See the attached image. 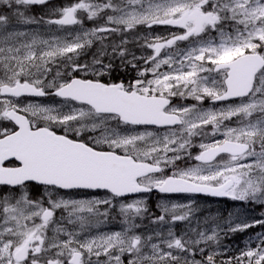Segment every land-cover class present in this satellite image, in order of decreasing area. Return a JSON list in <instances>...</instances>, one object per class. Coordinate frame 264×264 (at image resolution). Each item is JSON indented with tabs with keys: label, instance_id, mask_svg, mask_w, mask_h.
Masks as SVG:
<instances>
[{
	"label": "snow or ice",
	"instance_id": "snow-or-ice-1",
	"mask_svg": "<svg viewBox=\"0 0 264 264\" xmlns=\"http://www.w3.org/2000/svg\"><path fill=\"white\" fill-rule=\"evenodd\" d=\"M201 195L264 208V0H0V264H264Z\"/></svg>",
	"mask_w": 264,
	"mask_h": 264
},
{
	"label": "flooded vegetation",
	"instance_id": "flooded-vegetation-1",
	"mask_svg": "<svg viewBox=\"0 0 264 264\" xmlns=\"http://www.w3.org/2000/svg\"><path fill=\"white\" fill-rule=\"evenodd\" d=\"M132 75H134V74H132ZM132 75L130 73L127 78L130 79ZM45 99L50 100L48 98H44L42 100H45ZM152 196H155V198H161V195H159V194L151 195V197ZM164 197H168V196H164ZM172 197H180L184 201L191 198V197H186L183 195L172 196ZM195 199L197 200V203L201 206V209H211L213 214H215L217 209H219L221 212H224V214H227L228 211H232L233 205L235 204V202H232L230 200L220 199V198H212V197H204L202 195L196 196ZM252 206L257 210L261 209V207H259V206H256V205H252ZM152 208L155 209V206ZM254 212L257 213L256 211H254ZM207 214L208 213L206 211H202V212L197 214V218L202 221ZM249 214H251V213L249 212ZM259 214L260 213L253 214V215L258 216ZM184 227H185V224H183L182 229H184ZM234 240L235 239L229 240L230 244L234 245ZM239 241H241V240H239ZM239 241H237L236 244H240V246H242V242H239ZM225 244H227V243L225 242Z\"/></svg>",
	"mask_w": 264,
	"mask_h": 264
},
{
	"label": "rangeland",
	"instance_id": "rangeland-1",
	"mask_svg": "<svg viewBox=\"0 0 264 264\" xmlns=\"http://www.w3.org/2000/svg\"><path fill=\"white\" fill-rule=\"evenodd\" d=\"M56 2L57 3H60V2H64V3H66L67 2V0H56ZM155 31H158V29L156 28L155 29ZM158 33H162V32H158ZM132 74H134L135 75V73H131V75ZM41 102H43V103H50V102H52L51 100H40ZM177 103L179 102V101H176ZM187 103H193V101H191V100H189V101H187ZM204 106L205 107H208L209 106V103L208 102H205V104H204ZM217 107H219V105H217ZM161 199V198H160ZM163 199H170V200H172V201H174V202H180V203H186L188 200H182L180 197H170V198H163ZM152 201H154V202H152V203H158L159 202V198H153L152 199ZM155 204L153 205V206H155ZM150 207H151V204H150ZM241 207H247V208H249V209H254V211H256L257 213H261V212H264V208H261V209H259V210H257V209H255L252 205H248V206H243V205H241L239 202H235V204L233 205V208H232V210H235V209H237V208H241ZM254 211H250V215H253V214H257V213H255ZM225 216H226V214H225ZM193 225H195V219L193 220ZM110 227L112 228H117V227H119V225L118 224H112V225H110ZM177 229L179 230L180 229V225L178 224L177 225ZM261 229H259V228H255V230L254 231H252V233L251 234H245L244 236H237V237H235L234 239V245L236 244V242L237 241H239V240H241V241H239V242H242L244 239H246V236H249V235H253L255 232H258V231H260ZM227 244H230V242H229V240H226L225 241ZM243 246V245H242Z\"/></svg>",
	"mask_w": 264,
	"mask_h": 264
},
{
	"label": "trees",
	"instance_id": "trees-1",
	"mask_svg": "<svg viewBox=\"0 0 264 264\" xmlns=\"http://www.w3.org/2000/svg\"><path fill=\"white\" fill-rule=\"evenodd\" d=\"M151 207H154V206H151Z\"/></svg>",
	"mask_w": 264,
	"mask_h": 264
}]
</instances>
